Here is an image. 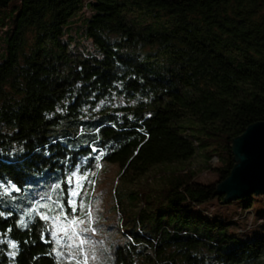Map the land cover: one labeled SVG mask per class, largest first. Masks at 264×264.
Listing matches in <instances>:
<instances>
[{
    "label": "trees",
    "instance_id": "16d2710c",
    "mask_svg": "<svg viewBox=\"0 0 264 264\" xmlns=\"http://www.w3.org/2000/svg\"><path fill=\"white\" fill-rule=\"evenodd\" d=\"M263 121L264 0H0V179L21 188L0 189V264H57L52 223L30 209L70 207L73 166L101 162L119 181L109 264H264V196L217 193L234 139ZM199 155L217 182L177 167ZM88 182L72 213L87 221Z\"/></svg>",
    "mask_w": 264,
    "mask_h": 264
},
{
    "label": "rangeland",
    "instance_id": "374dc122",
    "mask_svg": "<svg viewBox=\"0 0 264 264\" xmlns=\"http://www.w3.org/2000/svg\"><path fill=\"white\" fill-rule=\"evenodd\" d=\"M80 42H83V39H81ZM86 45L90 46V50L93 49V45L90 41L86 42ZM83 48L81 47V49ZM216 160L217 159L214 158L213 160L209 161V164L211 165L212 168L208 170L205 166L206 159L204 155H199L194 159L190 160L189 162H187V164L185 163L184 165H177V167H185L186 165L187 169L191 168L195 170L197 172L198 179H200L202 182L205 183L217 182L219 177L217 172L215 171V168L218 167L219 164H217ZM155 170L157 169H154L147 176L148 177L153 176V173L156 172ZM89 178L92 179L91 181L93 180L95 181V179H97V182H99L94 193V195L97 197V201L96 203L93 204L94 209H92L91 211L89 224H87L88 225L87 227L90 228L95 227L96 229L94 234L89 233L88 235V239L90 241L95 242L94 244L91 243L88 244L86 248L87 252L90 254L89 264H109L110 246L114 242V239L117 236L115 235L116 234L115 232L117 231L111 226L116 224L115 213L112 210L113 209L112 206L114 204V197H113L114 191L117 185L119 184L117 167L115 165H110L108 163L101 162V164L98 165L97 169L92 174L86 176V179H82L81 177H74V180H77L81 182L82 185H84L86 184V182H88L87 179ZM91 181H89L88 183H90ZM260 196H264V195H260ZM81 198L82 195L79 200L80 204H81ZM263 200H264L263 198L257 199L258 202L255 205V208L257 210L264 209ZM220 205L221 204L219 201H215L213 205H210V210L216 214L222 213V208L220 207ZM97 209L100 210L99 218L97 217V215H95V211ZM237 209H239V207H233V210L232 209L230 210V214L236 216V213H234V211L235 210L237 211ZM254 216L255 213L248 214L239 220L242 223L241 226L242 230H250L255 227L253 221ZM58 223L62 225L61 221H59ZM107 225H109L108 227L111 228V230H108V227H106ZM52 229L55 230L54 224H52ZM55 247H57L56 244ZM91 257H95V258L93 259ZM61 264H63V262Z\"/></svg>",
    "mask_w": 264,
    "mask_h": 264
},
{
    "label": "snow or ice",
    "instance_id": "6c2138e0",
    "mask_svg": "<svg viewBox=\"0 0 264 264\" xmlns=\"http://www.w3.org/2000/svg\"><path fill=\"white\" fill-rule=\"evenodd\" d=\"M59 111V109H58ZM99 151V149H96ZM76 171L71 173L68 176L67 184L70 185L65 195L68 197L66 207L64 200L57 196L53 201L51 207L49 205H41L40 201L37 200L34 202V206L30 209L29 216L35 214L36 218L43 220L46 223L51 222L55 225V230L49 228V232L53 237V242L57 245L52 249V252L58 257L57 264H60V261L63 260L65 264H89L90 254L87 252L86 248L88 244H94V241L88 239L89 233H95V227H87L89 221L77 219L72 213L78 212L80 210V197L83 192V185L81 182L74 180V177H81L86 179V176L83 172L80 171L78 166L74 165ZM65 187L63 181L57 182L54 185L56 191L61 190ZM0 189L4 193H9L10 191L19 192L21 188L17 186L11 180L3 181L0 179ZM46 197H41L43 200ZM43 208L44 211L40 209ZM4 212H0V216H5ZM11 215V212L7 213ZM88 215L91 216V212H88ZM63 221L64 224L61 226L58 222ZM18 226L27 227V223L24 217H21L17 222ZM70 225V227H69ZM10 231V229H9ZM10 247H15V241H8ZM12 255L13 253H9ZM95 258V257H91Z\"/></svg>",
    "mask_w": 264,
    "mask_h": 264
},
{
    "label": "water",
    "instance_id": "95a60500",
    "mask_svg": "<svg viewBox=\"0 0 264 264\" xmlns=\"http://www.w3.org/2000/svg\"><path fill=\"white\" fill-rule=\"evenodd\" d=\"M232 150L236 164L230 175L218 183L217 193L225 196V202L264 195V121L250 125L234 139Z\"/></svg>",
    "mask_w": 264,
    "mask_h": 264
}]
</instances>
